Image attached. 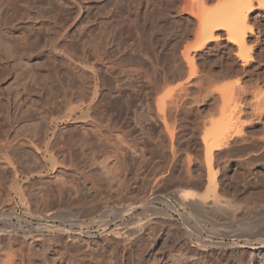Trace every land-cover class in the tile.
Wrapping results in <instances>:
<instances>
[{
	"label": "rangeland",
	"instance_id": "rangeland-1",
	"mask_svg": "<svg viewBox=\"0 0 264 264\" xmlns=\"http://www.w3.org/2000/svg\"><path fill=\"white\" fill-rule=\"evenodd\" d=\"M243 1L0 0V264H264V16L246 67L224 30L195 49ZM221 117L245 138L212 154L239 208L214 220L178 192L206 191Z\"/></svg>",
	"mask_w": 264,
	"mask_h": 264
},
{
	"label": "bare ground",
	"instance_id": "bare-ground-1",
	"mask_svg": "<svg viewBox=\"0 0 264 264\" xmlns=\"http://www.w3.org/2000/svg\"><path fill=\"white\" fill-rule=\"evenodd\" d=\"M240 2V3H236L237 7L235 5H233V8H230L232 7V5L230 6H227V8L229 9H224L225 11L227 12H222L221 11H217L213 14H207L203 17L202 19V24H203V27H202V32H201V43L200 45L198 46H195V49H199L201 47H203L205 44H207L208 42H212V41H216L218 40L221 36L219 34H216L215 32L218 31V30H224L225 33H226V39L228 40V42L234 44L237 46V51L235 52L236 54V57L238 58V60L241 61V65L242 67H246L247 65L250 64L251 60L253 61L252 57H251V44L248 43V37L252 36L253 34H257V40H258V43L261 42V36L259 35L261 33V30H259V26L261 27V25L259 24L260 21L258 19V17H263L264 15L262 14V11H264V0H254V4H252L250 2V4H248V2ZM244 3V4H243ZM248 5H247V4ZM243 4V5H241ZM241 5V6H240ZM254 10H259V13L257 12V16L256 17V22L258 23V31L256 30V28L254 27V25L252 24L251 25V21L249 20L250 19V14L254 11ZM234 11V12H232ZM261 11V12H260ZM232 12V13H231ZM264 13V12H263ZM200 14V12H199ZM254 16V17H255ZM263 28V27H262ZM259 33V34H258ZM256 36V35H255ZM264 37V36H263ZM256 40V39H254ZM257 42V41H256ZM250 44V46H249ZM261 52V51H260ZM189 51L187 52V60L190 61L191 65H192V68H193V72L192 75L194 73H196V69H195V66H194V59L189 55ZM262 52L260 53V56L258 57H261L262 56ZM259 55V54H258ZM264 58V57H263ZM261 60V58H260ZM190 65V64H189ZM264 66V63L261 64V67ZM191 70V69H190ZM264 70V69H263ZM262 70V71H263ZM261 71V70H260ZM257 72V71H256ZM255 72V73H256ZM190 73V75H191ZM189 75V77H190ZM242 75V74H241ZM191 79V78H190ZM198 79V78H197ZM255 79V78H254ZM262 80H264V76H262V74H258L257 76V84L259 82H261ZM238 82L240 83V81L238 80ZM194 83V82H192ZM200 83V82H199ZM198 84V83H197ZM203 84V83H202ZM237 85V84H236ZM241 85V83H240ZM238 86L240 88L236 89L237 91L239 90L240 93H236V94H240L239 96H241V98H244L245 96H247V93L249 92V89H247V87L241 85V86ZM247 85V84H245ZM182 86V85H181ZM229 87V86H228ZM93 88V87H92ZM189 88V87H188ZM201 88V87H200ZM227 87H225L224 89L226 90ZM233 88V86L231 87L230 86V90H226L227 92H231V89ZM219 89V88H218ZM223 89V86H222V90L225 92V90ZM251 89V88H250ZM84 90V89H83ZM95 90V89H94ZM221 90V91H222ZM255 90V89H254ZM261 90V89H260ZM220 91V90H219ZM222 91V92H223ZM235 89L232 90V95L234 94ZM257 91V89L255 90ZM259 91V90H258ZM262 91V90H261ZM79 92V91H78ZM94 92V91H93ZM92 92V93H93ZM215 92V91H214ZM221 92V94L223 95V93ZM251 92V91H250ZM264 92V91H263ZM210 93V92H209ZM82 94V93H81ZM94 94V93H93ZM79 95V94H77ZM87 95V94H86ZM230 97H229V96ZM231 93H227L225 94L224 93V103H232V101L230 100H233L236 96L232 97ZM225 96H228L225 98ZM238 96V98H240ZM228 98V100H227ZM230 98V99H229ZM233 98V99H231ZM237 98V97H236ZM237 98L238 102L237 104H239V99ZM248 98V97H247ZM227 100V101H225ZM241 100V99H240ZM244 100V99H242ZM253 102H251V106L253 108V111H254V115H257L259 118L260 116L264 117V93L262 92H254L253 94ZM235 101V100H234ZM233 101V102H234ZM249 102V101H248ZM248 102H246L248 104ZM223 103V102H222ZM242 103V102H240ZM82 104V103H81ZM243 105L245 103H242ZM80 105V104H79ZM76 106V107H81V106ZM224 105V104H223ZM228 104L224 105L227 106ZM230 105V104H229ZM233 105V104H232ZM236 106V103L234 104ZM249 105V106H250ZM241 106V105H240ZM73 107V106H72ZM231 107V106H230ZM233 107V106H232ZM242 107V106H241ZM223 108V107H221ZM73 109V108H72ZM83 109V108H81ZM239 109V108H238ZM243 109V108H242ZM70 110V109H69ZM92 110V108H91ZM224 111V109H222ZM83 113H82V116H80V118H86L88 115V112L87 111H84L82 110ZM243 111V110H241ZM87 112V113H86ZM91 112V111H90ZM225 112V111H224ZM228 112V111H226ZM222 113V112H221ZM232 113V112H231ZM244 113V112H243ZM228 115V114H227ZM165 117V116H164ZM222 117H226V116H222ZM221 117V120L223 121L224 118ZM230 117L231 115H229V122H230ZM79 118V117H78ZM77 118V119H78ZM92 118V117H91ZM237 119V118H236ZM220 118L219 120H216L215 122H217L216 124L212 121V124L214 127H211L213 129H211L210 127V130H209V135L207 138L206 136L204 137L205 139V146H206V154H207V159H208V168L210 170H212V172L209 170V176H206L208 177V182L206 183L207 186H206V191L203 192V193H198V192H195V191H188V190H183V191H179L178 192V196L180 197V199H182L183 202H186L188 205H190V207L192 208V210L201 215V216H204L205 218H212V219H220L221 217V220L222 219H229V217H225V216H228V215H231V217L233 218L234 215L233 213L236 212L238 206H235V204H233L234 202H232L230 199L228 198H225L221 193L223 192L222 190V186H220L218 184V182L216 181V175L215 172L213 171V168H212V154L214 153L215 150H221L222 148H225L227 145H230V141L233 140V136H240L241 137V131L242 132H245L244 130H241L242 127H244L243 125H245V123H241L240 126L242 127H237L235 130V132L231 133L230 132V129H232V123H229V122H225L226 121V118H225V121L222 122L221 124V121ZM240 120V119H238ZM237 120V121H238ZM244 120V119H243ZM241 121V120H240ZM240 121L239 124H240ZM246 121V120H245ZM220 122V124H219ZM250 123V122H249ZM210 125V126H212ZM216 126V127H215ZM236 127V126H235ZM234 128V127H233ZM241 128V129H240ZM244 129V128H243ZM252 129V128H251ZM255 130V129H254ZM170 131V130H169ZM212 131V132H210ZM207 134V133H206ZM253 134V133H252ZM260 134V133H259ZM170 135V134H169ZM249 135V134H248ZM255 135V134H254ZM253 135V136H254ZM39 136V135H38ZM103 136V135H102ZM172 136V135H171ZM258 136V135H257ZM263 136V135H262ZM235 137V138H236ZM242 137L243 139L245 138L242 134ZM256 137V136H255ZM42 138V136H41ZM173 138V137H172ZM239 138V137H238ZM249 138V137H248ZM254 138V137H253ZM264 138L261 137V139ZM203 139V140H204ZM208 139V140H207ZM246 140V139H245ZM256 140V139H255ZM118 141V140H117ZM242 141V140H241ZM43 142V141H42ZM31 143V142H30ZM36 143V142H35ZM52 144V143H51ZM231 144H232V141H231ZM32 145V144H31ZM66 145V144H65ZM119 145V144H118ZM39 146V144H38ZM41 146V145H40ZM229 147V146H228ZM222 151V150H221ZM256 151V150H255ZM50 152V151H49ZM52 152V151H51ZM216 152V151H215ZM226 153V152H225ZM258 156V155H257ZM11 160V159H10ZM9 160V161H10ZM12 163V162H11ZM212 168V169H211ZM214 173V174H213ZM225 190V189H224ZM24 197V196H23ZM238 203H236L237 205ZM255 205V204H254ZM118 207V206H117ZM236 207V208H235ZM239 210V208H238ZM260 210H257L259 211L260 215H262L264 217V207H260ZM105 213V212H104ZM238 213V212H237ZM225 218H224V217ZM238 216V214L236 215V217ZM230 217V219H231ZM235 218V217H234ZM104 220V219H103ZM4 221V220H3ZM102 221V220H101ZM247 221V220H246ZM245 221V222H246ZM236 223V222H234ZM13 225V224H12ZM139 226V225H138ZM18 227V226H17ZM215 228V227H214ZM221 228V227H220ZM251 228V227H250ZM46 229V228H45ZM239 229V228H238ZM246 231V230H244ZM235 233V231H234ZM242 233V232H241ZM253 233V232H252ZM220 234V233H219ZM228 234V233H227ZM237 234V233H235ZM246 234V232H245ZM1 235V234H0ZM212 235V234H211ZM240 235V234H239ZM243 235V234H242ZM264 236V235H263ZM242 237V236H241ZM251 237V236H250ZM6 238V237H5ZM9 238V237H8ZM3 239V238H2ZM13 239V238H12ZM246 239V238H245ZM244 241V240H243ZM211 242V241H210ZM253 241H250L249 239H246L244 243H246L245 246H249V247H253V244L251 243ZM14 243V242H13ZM12 243V244H13ZM4 244V243H3ZM244 245V244H243ZM3 246V245H2ZM6 246V245H5ZM3 248V247H2ZM4 249V248H3ZM7 250V249H5ZM11 255V254H10ZM8 256V255H7ZM16 256V255H15ZM10 257V256H9ZM4 260V259H3ZM8 260V259H7ZM9 264V263H8Z\"/></svg>",
	"mask_w": 264,
	"mask_h": 264
}]
</instances>
